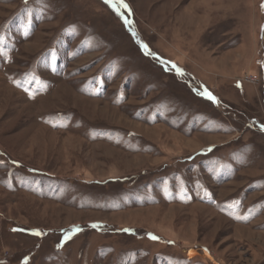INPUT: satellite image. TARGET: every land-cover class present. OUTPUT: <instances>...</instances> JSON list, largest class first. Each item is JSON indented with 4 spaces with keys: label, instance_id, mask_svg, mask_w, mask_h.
Segmentation results:
<instances>
[{
    "label": "rangeland",
    "instance_id": "rangeland-1",
    "mask_svg": "<svg viewBox=\"0 0 264 264\" xmlns=\"http://www.w3.org/2000/svg\"><path fill=\"white\" fill-rule=\"evenodd\" d=\"M262 126L264 0H0V264H264Z\"/></svg>",
    "mask_w": 264,
    "mask_h": 264
},
{
    "label": "snow or ice",
    "instance_id": "snow-or-ice-1",
    "mask_svg": "<svg viewBox=\"0 0 264 264\" xmlns=\"http://www.w3.org/2000/svg\"><path fill=\"white\" fill-rule=\"evenodd\" d=\"M109 2H110V0H109ZM124 6L127 7V5H124ZM144 48H145V50L147 51V45H144ZM207 95L209 96L210 99H215L214 97L211 96L210 93H208ZM262 130H264V126H262ZM39 234H40V233L37 232V235H39ZM67 238H70V236L67 237ZM26 259H27V258H26Z\"/></svg>",
    "mask_w": 264,
    "mask_h": 264
},
{
    "label": "built area",
    "instance_id": "built-area-1",
    "mask_svg": "<svg viewBox=\"0 0 264 264\" xmlns=\"http://www.w3.org/2000/svg\"><path fill=\"white\" fill-rule=\"evenodd\" d=\"M252 81L254 82V79Z\"/></svg>",
    "mask_w": 264,
    "mask_h": 264
}]
</instances>
